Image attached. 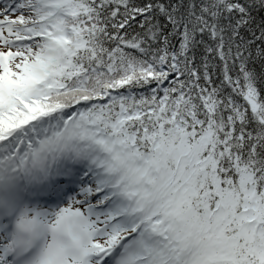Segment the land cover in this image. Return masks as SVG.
<instances>
[{"label":"trees","instance_id":"trees-1","mask_svg":"<svg viewBox=\"0 0 264 264\" xmlns=\"http://www.w3.org/2000/svg\"><path fill=\"white\" fill-rule=\"evenodd\" d=\"M36 1L59 13L53 49L42 91L16 75L0 93V147L57 115L55 149L92 143L126 182L152 264H264V0Z\"/></svg>","mask_w":264,"mask_h":264},{"label":"rangeland","instance_id":"rangeland-1","mask_svg":"<svg viewBox=\"0 0 264 264\" xmlns=\"http://www.w3.org/2000/svg\"><path fill=\"white\" fill-rule=\"evenodd\" d=\"M11 0H0V22L4 23V27L0 29V53H4L7 51L15 52L14 49L17 44L14 43V39H22L23 32L22 27L24 25L19 24L18 18L14 13H18L23 15L24 17H32V10L30 6H25L22 8L7 9V3ZM15 1V0H13ZM101 202L99 201L98 204ZM65 209H51L42 210V212H38V220L40 221V229L41 232L44 233L47 237H50L49 234L54 228L60 227V217L62 214H65ZM32 216V215H31ZM33 218V217H32ZM31 218V219H32ZM58 218V221H57ZM26 221L21 220L19 222V226H22ZM2 230L0 229V243H5L7 240L6 234L4 236L1 235ZM53 246V245H52ZM60 256H64L59 253H52V251L48 249V255H45L37 260L34 264H52V262H56L57 258ZM58 261V260H57ZM86 264V263H84Z\"/></svg>","mask_w":264,"mask_h":264}]
</instances>
